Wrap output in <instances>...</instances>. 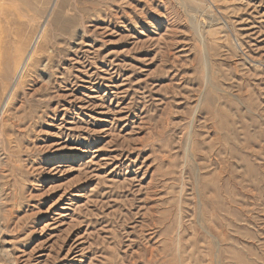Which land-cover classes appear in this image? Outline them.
<instances>
[{
	"label": "rangeland",
	"instance_id": "374dc122",
	"mask_svg": "<svg viewBox=\"0 0 264 264\" xmlns=\"http://www.w3.org/2000/svg\"><path fill=\"white\" fill-rule=\"evenodd\" d=\"M0 38V264H264V0H0Z\"/></svg>",
	"mask_w": 264,
	"mask_h": 264
},
{
	"label": "bare ground",
	"instance_id": "6f19581e",
	"mask_svg": "<svg viewBox=\"0 0 264 264\" xmlns=\"http://www.w3.org/2000/svg\"><path fill=\"white\" fill-rule=\"evenodd\" d=\"M24 70V64L19 63L18 59L13 56V52L11 50H8L5 44H2V39L0 38V78L4 80H8L7 78H9L11 83L10 88L7 90L5 100L0 106V118L3 109L6 108L9 103L12 90L17 86V83L19 79H21V76L23 77Z\"/></svg>",
	"mask_w": 264,
	"mask_h": 264
}]
</instances>
